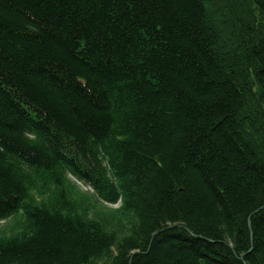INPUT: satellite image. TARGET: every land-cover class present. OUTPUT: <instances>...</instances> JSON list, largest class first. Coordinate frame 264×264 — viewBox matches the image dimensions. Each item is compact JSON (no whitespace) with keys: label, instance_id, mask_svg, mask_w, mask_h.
<instances>
[{"label":"trees","instance_id":"1","mask_svg":"<svg viewBox=\"0 0 264 264\" xmlns=\"http://www.w3.org/2000/svg\"><path fill=\"white\" fill-rule=\"evenodd\" d=\"M7 220L0 264H264V0H0Z\"/></svg>","mask_w":264,"mask_h":264},{"label":"rangeland","instance_id":"2","mask_svg":"<svg viewBox=\"0 0 264 264\" xmlns=\"http://www.w3.org/2000/svg\"><path fill=\"white\" fill-rule=\"evenodd\" d=\"M73 178H71L72 180ZM72 182L77 185V188L82 191V192H85L87 193L88 195H91L92 192H91V189L88 188L87 186H84L82 185L80 182H77L75 181V179L72 180ZM103 207H102V205ZM119 205L118 204H108V203H98L96 204V207L97 208H100V209H103V210H109L111 211V209H116ZM12 226V223L10 220H7V221H0V234H4V233H9V227Z\"/></svg>","mask_w":264,"mask_h":264}]
</instances>
